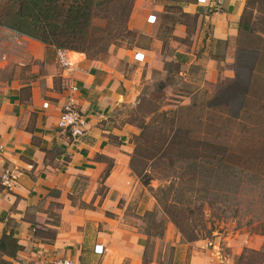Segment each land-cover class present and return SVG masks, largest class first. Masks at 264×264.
Masks as SVG:
<instances>
[{"label":"rangeland","instance_id":"1","mask_svg":"<svg viewBox=\"0 0 264 264\" xmlns=\"http://www.w3.org/2000/svg\"><path fill=\"white\" fill-rule=\"evenodd\" d=\"M187 1L106 0L92 19L90 42L81 51L88 59L114 61V65L123 68L132 79L122 94L112 101L103 121V126L115 132L111 134L113 141L121 135L130 145L126 153L129 154L128 167L135 193L131 199L126 198L129 195L122 196L123 202L119 205L124 207L123 218L144 236L140 240L146 246L145 263L156 259L167 264H190L191 258L196 256L202 264H264V175L250 177L247 169L237 167V175L227 178L223 173L220 177L202 176L199 184L206 189L198 196L190 189L193 173L187 169V162L170 155H159L158 150L166 138L163 132L174 126L172 116H162L164 112L171 114L172 110L185 107L182 113L185 117L188 114L196 116L194 127L200 128L201 133L205 132V127L199 118L204 122L212 117L226 118L230 111L241 117L236 101H229L233 109L225 106V100L235 96V92L228 91L224 96L218 88L234 75L232 68L238 36L229 40V46L228 41L218 43L217 64L214 72L208 74L207 59L210 56L205 53L208 34L205 36L201 31L204 26L198 13L186 14L184 11ZM123 4L130 8L125 18ZM3 7L4 0H0V15ZM150 14L157 16L151 24L147 22ZM247 16L254 33L239 36L241 47L237 55L241 67L255 60L251 45L260 43L258 30L264 23L263 6L255 5ZM179 26L182 31L177 30ZM14 34L20 39L14 44L9 35L3 47L18 46L19 61H33L25 50L37 51L46 44L16 31L12 38ZM138 47L151 51L142 63L125 59L133 56V50ZM46 48L45 60L62 64L58 48L54 45ZM68 53L72 62L81 56L73 51ZM13 59L6 55L0 58V84L6 83L18 71L23 75L24 70L11 69ZM38 61L34 59L36 65ZM32 65L29 63L26 67L30 70ZM193 103L196 104L189 108ZM193 116L185 118V122ZM238 120H235L237 124ZM228 130L235 132L239 128L235 125ZM205 133L213 135L212 131ZM224 140H231V136L226 135ZM132 156L135 157L134 168ZM108 165H113V161L110 160ZM105 188L106 184L100 180L99 193ZM164 204H177L182 208L190 204L201 208L193 214L180 215L184 220L181 229L164 210ZM197 230L199 237L191 240L190 234Z\"/></svg>","mask_w":264,"mask_h":264},{"label":"crops","instance_id":"2","mask_svg":"<svg viewBox=\"0 0 264 264\" xmlns=\"http://www.w3.org/2000/svg\"><path fill=\"white\" fill-rule=\"evenodd\" d=\"M245 6L246 0H226L218 7L198 0L185 3L184 11L198 13L201 31L208 34V74L217 64L218 42L228 41L229 46L237 37ZM153 16L147 17L148 23H154ZM177 28L182 31V26ZM13 33L0 25V58L13 57L11 69L24 70L22 76L18 71L0 84V238L12 233L22 248L16 255L0 248V264H37L47 256L86 264H167L156 259L145 263L146 246L140 240L144 236L123 218L122 196L131 199L135 193L126 153L130 145L118 133V141H113L115 132L103 126L112 101L132 79L114 61L88 59L76 50H67L68 57L71 51L81 54L75 62L69 58V66L51 63L45 60L46 44L37 51L25 50L33 61H19L18 46L3 47L9 35L14 44L20 39L15 34L12 38ZM132 53L125 59L142 63L151 51L138 47ZM71 85L77 89L72 91ZM72 94L88 121L80 137L57 127L62 106ZM5 171L15 179L11 188L1 179ZM100 180L106 184L103 193ZM97 244L103 245L102 253L95 252ZM190 264L202 260L194 256Z\"/></svg>","mask_w":264,"mask_h":264},{"label":"trees","instance_id":"3","mask_svg":"<svg viewBox=\"0 0 264 264\" xmlns=\"http://www.w3.org/2000/svg\"><path fill=\"white\" fill-rule=\"evenodd\" d=\"M105 2L106 0H4L0 25L47 45H54L58 49L83 51L86 43L88 44L91 39L89 30L92 19ZM255 5H262L264 12V0H246L237 35L236 57L232 68L234 75L226 83L218 86L224 96L228 91L235 92V96L233 94L225 100V106L229 110L233 109L232 102L229 101H236L241 117L230 111L226 118L212 117L205 122L199 118L205 127V132H213L211 135L201 133L200 128L194 127L196 116L188 114V117H185L182 113L185 110L183 106L172 110L171 114L168 111L161 114L165 117L172 116L174 126L168 132H163L162 135L166 138L163 147L158 150L159 155L161 157L170 155L174 159L187 162V169L193 173L190 180L193 187L190 189H194L198 196H202L201 190L206 189L199 184L202 176L220 177L223 173L227 178L232 174L237 175L235 171L237 167L247 169L250 177L264 175V23L258 30L260 43L251 45L255 60L246 67H241L237 55L241 47L239 36H249L254 33L247 14L252 12ZM122 10L125 18L130 8L127 9V4H123ZM262 18L264 21V16ZM195 104L187 107L193 108ZM191 115L193 118L185 122L184 119L191 118ZM236 118L240 121L238 124L235 122ZM235 125L239 130L235 132L228 130ZM226 135H230L231 140L225 141ZM131 163L134 168V156L131 158ZM143 169H146L145 165ZM159 201L161 202L160 199ZM177 206V204H164V210L181 229L184 220L180 215L185 212L193 214L201 208V206L195 208L190 204L185 208ZM198 237V230L190 234L191 240ZM0 248L16 255L22 245L14 234L5 233L0 238Z\"/></svg>","mask_w":264,"mask_h":264},{"label":"built area","instance_id":"4","mask_svg":"<svg viewBox=\"0 0 264 264\" xmlns=\"http://www.w3.org/2000/svg\"><path fill=\"white\" fill-rule=\"evenodd\" d=\"M202 3H208L210 7H218L221 6L226 0H198ZM153 21L156 20V16H153ZM58 56L60 61L63 65L69 66L70 61L67 55L66 49H58ZM136 58L139 60L143 59V56L139 53L136 54ZM77 86L71 85V90L75 91ZM88 121L85 116V113L79 107V104L75 97L69 95L66 99V102L62 106L61 113L59 115L57 121V127L61 131L73 136V137H80L85 134L87 129ZM2 181L8 187H12L14 184V178L11 173L5 171L2 174ZM96 253L103 252V245L97 244L94 248ZM37 264H86L82 263L81 261L76 260L72 257H61V256H54V257H43L39 260Z\"/></svg>","mask_w":264,"mask_h":264}]
</instances>
